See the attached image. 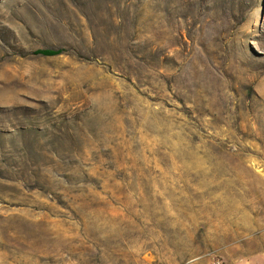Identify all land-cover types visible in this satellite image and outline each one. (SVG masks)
Segmentation results:
<instances>
[{
	"label": "rangeland",
	"instance_id": "374dc122",
	"mask_svg": "<svg viewBox=\"0 0 264 264\" xmlns=\"http://www.w3.org/2000/svg\"><path fill=\"white\" fill-rule=\"evenodd\" d=\"M218 262L264 264V0H0V264Z\"/></svg>",
	"mask_w": 264,
	"mask_h": 264
},
{
	"label": "trees",
	"instance_id": "16d2710c",
	"mask_svg": "<svg viewBox=\"0 0 264 264\" xmlns=\"http://www.w3.org/2000/svg\"><path fill=\"white\" fill-rule=\"evenodd\" d=\"M37 53H43L46 55H55V54H58L60 52L59 51H38Z\"/></svg>",
	"mask_w": 264,
	"mask_h": 264
},
{
	"label": "built area",
	"instance_id": "2783aa9c",
	"mask_svg": "<svg viewBox=\"0 0 264 264\" xmlns=\"http://www.w3.org/2000/svg\"><path fill=\"white\" fill-rule=\"evenodd\" d=\"M218 264H221V262H218Z\"/></svg>",
	"mask_w": 264,
	"mask_h": 264
}]
</instances>
